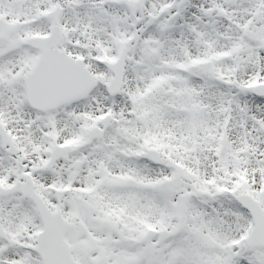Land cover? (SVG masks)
Wrapping results in <instances>:
<instances>
[{
  "label": "snow or ice",
  "instance_id": "obj_1",
  "mask_svg": "<svg viewBox=\"0 0 264 264\" xmlns=\"http://www.w3.org/2000/svg\"><path fill=\"white\" fill-rule=\"evenodd\" d=\"M0 264H264V0H0Z\"/></svg>",
  "mask_w": 264,
  "mask_h": 264
}]
</instances>
